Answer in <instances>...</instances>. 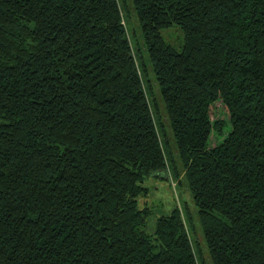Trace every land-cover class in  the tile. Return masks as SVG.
I'll return each mask as SVG.
<instances>
[{
	"label": "trees",
	"instance_id": "trees-1",
	"mask_svg": "<svg viewBox=\"0 0 264 264\" xmlns=\"http://www.w3.org/2000/svg\"><path fill=\"white\" fill-rule=\"evenodd\" d=\"M0 264H264V0H0Z\"/></svg>",
	"mask_w": 264,
	"mask_h": 264
},
{
	"label": "rangeland",
	"instance_id": "rangeland-1",
	"mask_svg": "<svg viewBox=\"0 0 264 264\" xmlns=\"http://www.w3.org/2000/svg\"><path fill=\"white\" fill-rule=\"evenodd\" d=\"M131 25L134 28V31H137L139 34V24L136 20V17L132 16ZM173 33L176 34L175 38L179 35V30L174 29ZM175 38H170L169 40L173 42ZM176 41V40H175ZM143 53L147 57V51L144 49ZM157 96L159 95L158 89H155ZM216 118H225V116L219 112ZM219 142L216 134H213L211 145L213 147ZM145 188L148 189V197L142 198L141 203L145 200L151 208V215L148 218L146 231L148 234L153 235L156 231L157 221L162 216L170 215L171 212L175 209L177 205L182 206L185 203H188L190 209L195 215V206L192 201V195L190 191L184 190L181 186L177 187V183L166 176H150L147 178L143 184Z\"/></svg>",
	"mask_w": 264,
	"mask_h": 264
}]
</instances>
